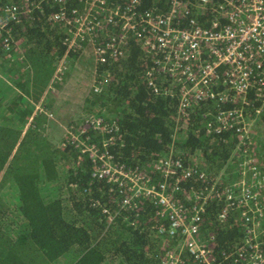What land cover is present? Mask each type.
Instances as JSON below:
<instances>
[{
    "label": "trees",
    "instance_id": "1",
    "mask_svg": "<svg viewBox=\"0 0 264 264\" xmlns=\"http://www.w3.org/2000/svg\"><path fill=\"white\" fill-rule=\"evenodd\" d=\"M69 5L79 9L84 0H70ZM57 9L46 4L42 10L22 14L12 24L11 52L3 50L0 41V175L16 149L0 181V264H159L174 243L161 236L170 223L157 215L153 202L140 200L139 215L130 212L129 220L120 218L113 233L104 206L111 213L119 211V191L92 177L94 167L87 156L61 143L57 146L56 136L51 133L52 142L43 132L47 127H41L40 117L45 114L36 111L34 102L49 85L54 89L46 95L61 87L53 78L72 36L70 27L49 20ZM200 24L209 26L202 19ZM152 64L137 44L124 58L98 64L94 71L101 90L86 93L84 108L94 105L90 115L117 121L119 130L109 147L117 161L156 176L157 163L172 154L204 172V180H188L179 194L191 208L194 192L214 184L220 175L237 180L234 172L241 160L235 152L237 135L215 132L213 116H206L215 109L213 101L195 104L180 116L177 90L165 95L148 86L145 74ZM157 83L161 89L170 88L165 77L158 76ZM92 136L101 145L104 135ZM219 205L214 199L208 203L202 225L222 250L242 241L244 223L237 215L221 221L215 210Z\"/></svg>",
    "mask_w": 264,
    "mask_h": 264
},
{
    "label": "built area",
    "instance_id": "2",
    "mask_svg": "<svg viewBox=\"0 0 264 264\" xmlns=\"http://www.w3.org/2000/svg\"><path fill=\"white\" fill-rule=\"evenodd\" d=\"M70 0H24L11 4L0 0V41L3 50L15 46L12 24L22 14L42 10L46 4L58 9L49 16L53 23L70 27L72 33L57 73L63 72L71 53L89 45L98 64L127 56L133 44L152 58L145 79L155 93H179V114L185 117L195 104L213 101L216 133L233 131L236 152L241 160L235 182H222L194 192L188 208L179 200L185 182L204 180L205 174L172 155L160 160L156 176L139 167L117 161L109 147L119 127L115 121L88 116L81 126L71 127L61 141L63 148L74 147L93 163L92 177L104 181L121 195L120 210L111 213L104 206L109 222L119 216L139 215L140 200L147 199L166 218L168 236L174 245L159 264H264V0H84L81 8ZM151 3L150 8L145 4ZM209 26H202L200 20ZM165 77L170 88L158 86ZM101 83L95 91L101 90ZM260 123L261 142L253 141ZM94 133L104 135L101 145ZM261 159V160H260ZM221 221L237 215L244 223L242 241L228 249H217L215 235L203 230L204 216L211 200ZM125 211V212H122Z\"/></svg>",
    "mask_w": 264,
    "mask_h": 264
},
{
    "label": "rangeland",
    "instance_id": "3",
    "mask_svg": "<svg viewBox=\"0 0 264 264\" xmlns=\"http://www.w3.org/2000/svg\"><path fill=\"white\" fill-rule=\"evenodd\" d=\"M95 62V57L90 46L85 45L83 50H80L72 57H69L66 68L63 72L59 71L55 79H53L62 82L60 83L61 87L57 90L58 92L45 95L38 103L34 102V104H36V111H41L45 114L40 117L42 121L41 127H47L43 129V132L45 133L46 131L48 133L52 142L53 138L51 133L54 134L57 139L56 142L54 141L53 143L57 144V146L68 135L71 127L76 129L77 126H81L84 122L85 116H91L90 114L95 111L92 109L93 107H96L94 105L84 108V97L86 96V93L89 94L92 91L95 94L98 93L95 91V85L98 84V76L94 71ZM64 79L65 81L63 83ZM50 88L54 89L52 86H50L49 89ZM46 104L50 105L49 108L45 107ZM254 127L257 131L253 135V141L260 143L262 141L261 134H259L261 128L260 123L258 121L255 122ZM15 152L16 149L14 150L13 155ZM12 156L10 157V160L12 159ZM10 160L1 172L0 181L7 170ZM118 221L114 222L109 227L110 231L113 233H116L119 225H121Z\"/></svg>",
    "mask_w": 264,
    "mask_h": 264
},
{
    "label": "clouds",
    "instance_id": "4",
    "mask_svg": "<svg viewBox=\"0 0 264 264\" xmlns=\"http://www.w3.org/2000/svg\"><path fill=\"white\" fill-rule=\"evenodd\" d=\"M60 63H61V61H60ZM59 63V64H60ZM98 65V63H96L95 62V66H97ZM58 67H59V65H58ZM57 70H58V68H57ZM58 73H57V71H56V74H55V76L57 75ZM98 82V81H97ZM99 83V82H98ZM92 116H96V115H92ZM88 117V115L87 116H85V118H87ZM96 117H102V116H96ZM85 118H84V120H85ZM102 118H104V117H102ZM105 119V118H104ZM110 122H113V121H115V120H113V121H111V120H109ZM116 123H117V121H115ZM117 125H118V123H117ZM119 127V126H118ZM95 134V133H94ZM91 135H93V134H91ZM93 137V136H92ZM93 140V139H92ZM94 141V140H93ZM68 148H73V149H76V148H74V147H68ZM76 150H78V149H76ZM236 152V151H235ZM172 155V154H171ZM173 156V155H172ZM195 167H197V166H195ZM198 168V167H197ZM199 169V168H198ZM200 170V169H199ZM201 171V170H200ZM234 174H238V168H237V171L236 172H234ZM233 176V175H232ZM232 176L230 175V174H227V173H224V174H222V175H220V177H219V179L222 181V182H226V183H229L230 181H229V179H230V177H231V179H232ZM106 214V213H105ZM113 214H115V213H113ZM107 216H108V214H107ZM120 218H122V216H119L117 219H116V221L115 222H117L118 220V222H120ZM124 219L125 220H129V219H127L126 217H124ZM109 220V219H108ZM114 222H112V223H110L109 222V227L113 224Z\"/></svg>",
    "mask_w": 264,
    "mask_h": 264
},
{
    "label": "crops",
    "instance_id": "5",
    "mask_svg": "<svg viewBox=\"0 0 264 264\" xmlns=\"http://www.w3.org/2000/svg\"><path fill=\"white\" fill-rule=\"evenodd\" d=\"M55 75H54V78L53 79H55ZM54 81V80H53ZM64 81H65V79L63 80V83H64ZM62 83V82H61ZM49 87H50V85H49ZM49 87H48V89H49ZM48 89L47 90H45L44 91V93L42 94V96H41V100L43 99V97L48 93Z\"/></svg>",
    "mask_w": 264,
    "mask_h": 264
}]
</instances>
